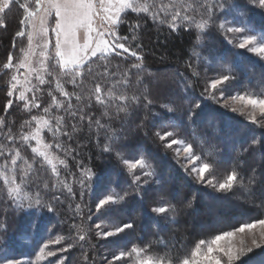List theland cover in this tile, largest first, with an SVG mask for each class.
<instances>
[{"label":"snow or ice","instance_id":"obj_1","mask_svg":"<svg viewBox=\"0 0 264 264\" xmlns=\"http://www.w3.org/2000/svg\"><path fill=\"white\" fill-rule=\"evenodd\" d=\"M247 3L264 9V0H247ZM234 7L233 0H0V28L7 29L9 14L17 12L18 29L14 35L23 40L18 53L10 52L0 64V77H7L6 96L11 98L5 104L4 112L18 103L29 113V117L18 127L14 120L9 122L4 115H0V181L6 186V197L11 203L21 210L25 207H42L54 211V205L44 196L57 187L65 188L69 194L79 195L83 200L84 194L94 183H99L100 178L92 168L81 165L79 175L71 174L73 181L79 185L80 191L76 193L69 186L67 177H62L57 164L68 168L67 157L75 151L68 142L75 132L81 130L77 125L86 122L90 126L95 123L97 132L105 129L107 142L103 144L102 152L113 154L121 162L131 177V183L129 189L106 194L95 202L89 211L100 213L98 219L101 222L95 223L94 227L99 230L97 234L105 239L133 229L132 222L113 219V209L131 195L143 199L150 186L160 181L155 179V170L148 155L131 158L123 155V142L128 139L125 134L127 119L152 106L154 101L148 94H128L132 77H135L136 84L143 87L147 69L143 64L144 57L128 46L129 36L120 34V26L128 23L130 14L149 18L161 25L167 24L173 30L183 25L186 29L197 31V45L210 32H216L233 47L264 60V32L257 34L246 22L233 23L229 20L226 9L231 11ZM240 15L246 16V13L240 12ZM140 27L139 22L129 25L133 33ZM132 38L135 39V36ZM11 47L16 48L15 41ZM193 55L197 58V65L189 63L187 67L192 77L199 78L201 62L213 61L201 57L195 49ZM115 58L124 62L129 58L134 60L122 70L120 64H116V71H112L109 65ZM117 72L120 73L119 78L111 87H105L102 83L104 78L115 77ZM236 79L230 69L221 67L208 78L200 97L245 116L252 125L264 130V94L254 95L250 90L230 92L229 86ZM117 84L124 87L116 91ZM45 85L48 87L45 88ZM67 85L72 86L71 91ZM179 87L185 93H190L193 83L184 77ZM45 92L50 99L41 109L40 101ZM200 97L192 96L186 108L176 105L174 101L162 104L165 115L159 121L154 119L152 127L157 129L158 124L159 128L152 133L153 136L162 142V147L174 152L177 162H182L189 175L194 174L197 183L225 194L234 189L250 190L256 184L255 168L252 175L246 176L239 162L233 161L224 175L218 176L222 163L221 150H216L214 158L209 159L213 153L205 149L206 139H195L194 117L199 115L198 110L202 111ZM73 99L76 103H73ZM229 100L233 103L229 104ZM237 103L239 108L234 106ZM94 105L102 106V116L107 121L120 120V127H110L99 119L94 120L95 111L89 114ZM147 118L145 115L137 119V130L144 127ZM184 129L188 132L181 135ZM261 136H264V131ZM262 143L264 141L253 137L247 146L239 145L237 156L250 152ZM58 153H63V158ZM45 165L50 169V175L45 174ZM189 165L192 167L189 168ZM186 207H191L190 201ZM76 210L80 212L79 204ZM150 211L165 220L174 219L179 213L177 205L163 195ZM85 232L81 225L74 235H56L39 247L36 260L43 262L58 257V253L81 245L86 241ZM65 240L67 243L58 249L51 247ZM150 247L151 244L125 247L112 254L109 264L116 261L125 264H237L255 249H264V218L239 222L231 230L222 231L211 240L200 239L182 257H173L168 253H165L167 259L155 256L148 253ZM65 259L59 256L49 264H64ZM4 264L22 262L6 259Z\"/></svg>","mask_w":264,"mask_h":264},{"label":"trees","instance_id":"obj_2","mask_svg":"<svg viewBox=\"0 0 264 264\" xmlns=\"http://www.w3.org/2000/svg\"><path fill=\"white\" fill-rule=\"evenodd\" d=\"M233 4L235 5L233 10L228 11L226 9L229 20H232L233 23L246 22L256 30L257 34L264 32V9L248 4L247 0H233ZM240 12H245L246 16H241ZM221 15L223 16L224 13ZM17 17V12L10 13L7 29L0 28V64L4 62L10 52L15 54L18 45L23 41L14 35L18 29ZM136 22H139L141 27L133 33L130 31L129 25ZM120 34L129 36L128 46L144 57L143 64L147 69V72L144 73L143 87L136 84L135 77H132V82L128 86V94H148L154 101L152 106L127 119L125 134L128 139L123 142L125 145L123 155L126 158L148 155L155 170V179L159 180L160 183L152 184L148 194L143 199L131 195L125 202L113 209V219H117L118 222L130 221L134 224L133 229L106 240L99 239L92 231H87L91 230L92 224L95 223V219L89 218L93 215L89 210L94 207L98 198L105 193L110 194L129 189L131 177L113 154L102 152V146L107 142L105 129H100L97 132L95 123L90 126L86 122L80 123L77 127L81 130L75 132L73 139L68 142L75 151L67 157V169L71 173H77L80 171L81 165L92 168L100 178V182L95 183V187L84 194L83 200L80 199L79 195L73 196L68 193L67 189L57 187L44 196L45 200L54 205V211L35 207L30 212L16 208L6 197V190L0 184V256L3 251L7 250L12 253L8 255L9 259L32 260L38 248L49 240L47 235L50 236V239L56 235L68 237L69 234L74 235L82 225L86 230V241L81 242L82 246L78 245L68 252L58 253L60 254L58 257L66 258L64 264H106L113 253L134 244L139 246L151 244L148 253L165 257V259H167L165 253L173 257H182L189 253L200 239L210 240L222 231L231 230L239 222L264 218V207L257 202L250 203L244 195H241L242 189H234L225 194L197 183L194 176L189 175L184 170L182 162H177L174 152L162 147V142L152 134L159 128L158 124L157 129L152 127L154 119L159 121L165 115V110L161 107L162 104L174 101L176 105L186 108L192 96L200 97L208 78L214 76L221 67H227L237 77L236 81L229 86L230 92L250 90L254 95L264 94V61L246 50L233 47L219 33L210 32L203 42L197 45V31L195 29H186L180 25L173 30L167 24L154 23L149 18L136 17V14H130L128 23L120 26ZM133 36L135 39L132 38ZM13 41L16 43L15 49L11 47ZM193 49L201 57L217 61L216 64L201 62V76L199 78L192 77L191 70L187 67L189 63L194 66L197 65L196 56H192ZM133 60L134 58H129L127 62H124L120 58H115L109 67L112 71H116L114 66L120 64L122 70L129 66ZM119 75L120 73L117 72L115 77L104 78L103 85L111 87ZM184 77L193 83V90L190 93H185L179 87ZM246 78H248V83H244ZM153 79L156 80L154 84ZM254 79L257 81L261 79V83L258 82L256 87ZM6 80L7 77H0V115H4L9 122L14 120L16 127H18L29 117V113L18 103H14L12 109L4 112L5 104L11 99L6 96L8 87ZM44 87L47 88L48 86L45 85ZM66 87L70 91L72 90L71 85ZM123 87L117 84L114 90L119 91ZM145 90L147 91L145 92ZM185 97L189 98L185 99ZM49 99L47 93H43L40 101L41 109ZM200 99L202 111L198 110L199 115L194 117V130L197 134L195 139H206L205 149L214 152L209 159L214 158L216 150H221L219 154L222 163L217 175H224L225 170L233 161H238L240 165L252 161L251 163L256 165L255 170L258 177L255 186L250 187L248 192L262 193L264 190V143L242 156L238 157L237 152H239V145L247 146L253 137L264 141V136H261V132L264 130L257 128L247 119L230 112L214 101L205 100L202 97ZM73 103H76L75 99H73ZM101 109L102 106L94 105L89 114L95 111L94 120L99 119L101 123H108L110 127L119 128L121 121H107V118L102 116ZM123 115L122 113L121 116L123 117ZM145 115L148 118L145 120L142 129L130 128L136 124L138 118H143ZM187 132L188 130L184 129L181 131V135H185ZM97 141L100 143L98 144ZM27 152L30 153V149ZM58 154L63 158V153ZM181 161H183L182 158ZM45 168L47 170L45 174L50 175V169L47 168V165ZM244 174L246 176L251 175L252 171L250 174L244 170ZM106 176H109L110 182ZM169 181L173 186L171 192L161 193L160 189L166 186ZM73 190L76 193L80 191L74 186ZM32 191H35V185L32 186ZM29 194L31 195L32 192ZM178 194L187 199L188 202L190 201L191 207H186L188 202H177L175 195ZM162 195L177 205L179 213L174 219L165 220L150 211ZM53 197L59 199L56 200ZM211 199L222 202L218 204L217 210L218 215L222 216L221 226L211 228L215 222L213 223L214 220L211 221L209 218L206 220V225L210 227L208 232L196 234L195 224L191 223L190 220L194 213L197 215L206 214L207 203ZM77 204L80 205V212L76 210ZM99 216L100 213H98L97 219ZM198 220L200 219L198 218ZM177 224H182L183 228L174 230V226ZM73 225L77 227L74 228ZM154 234L157 237L148 238ZM171 238L174 239L172 244H170ZM66 243L67 240L62 241L60 245H55V247L58 249ZM58 257L52 260H57ZM246 262L247 264H264V249L244 256L237 264H246ZM116 264H125V262L117 261Z\"/></svg>","mask_w":264,"mask_h":264},{"label":"rangeland","instance_id":"obj_3","mask_svg":"<svg viewBox=\"0 0 264 264\" xmlns=\"http://www.w3.org/2000/svg\"><path fill=\"white\" fill-rule=\"evenodd\" d=\"M22 44H23V41L18 45V47H17V50H16V52H15V54H17L18 53V50H19V48L22 46ZM250 54H252V53H250ZM253 55V54H252ZM192 56H194L193 55V53H192ZM195 57V56H194ZM261 60V59H260ZM262 61H264V60H262ZM213 63L214 64H216L217 63V61L215 60V59H213ZM208 64V63H207ZM221 64V63H220ZM203 70H206V69H203ZM254 81H255V87L256 86H258V84L259 83H261V79H259L258 81H257V79H254ZM152 82H153V84L154 83H156V80L155 79H153L152 80ZM259 82V83H258ZM244 83H248V78H246L245 80H244ZM243 83V84H244ZM228 103L229 104H232L233 102L232 101H228ZM235 107H237V108H239L240 107V105L237 103V104H235L234 105ZM231 112V111H230ZM233 113V112H232ZM236 115H239L238 113H235ZM239 116H241V115H239ZM241 117H243V118H245V116H241ZM246 119V118H245ZM131 129H133V128H136V124L134 125V126H131L130 127ZM34 143V142H33ZM210 152H212L213 154H214V152L213 151H210ZM181 158L183 159V156H181ZM252 161H250L249 163H245L244 165H242L241 164V167L243 168V170H245L246 172H249L250 174H251V171H252V169L253 168H255V164H253V163H251ZM197 163H199V161H197ZM258 163V162H257ZM57 167H58V169L60 170V172H61V175H62V177H67V182H68V184H69V186H71L72 188H73V186L74 187H76L78 190H80L79 189V185L77 184V183H75L74 181H73V178H72V175L71 174H73V173H71L68 169H65L64 168V166L63 165H60V164H57ZM190 167H192V165H189V168ZM74 174H76V175H79V171L77 172V173H74ZM252 175V174H251ZM193 176H194V174H193ZM107 178H108V180H109V182H110V178H109V176H106ZM255 177L257 178L258 176H257V173L255 172ZM0 184H2L3 185V182L2 181H0ZM95 187V183L93 184V186H92V188L91 189H93ZM3 188L6 190V186H3ZM172 188H173V186H172V184L170 183V181L167 183V185L166 186H164V187H162L161 189H160V192L161 193H163V194H167V193H170L171 192V190H172ZM107 193H105V194H103L100 198H102L104 195H106ZM109 194V193H108ZM241 195H244L245 197H246V199L250 202V203H253V202H257L258 204H260L261 206H263L264 207V203H262V201H264V190H263V192L261 193H255V192H248V191H245L244 189H242V192H241ZM99 199V198H98ZM175 200L177 201V202H184V203H187L188 202V200L187 199H185V198H183L181 195H175ZM25 203V205H27V201H25L24 202ZM219 203H222V202H219V201H214V200H210V201H208V203H207V213L206 214H196V213H194L193 214V216H192V218H191V220H190V222L191 223H194L195 224V232H196V234H200L201 232H208V230H209V226L208 225H206V220L207 219H211V221L212 220H214L213 221V223L214 224H212L211 225V228H217V227H219V226H221V224H220V220H221V218H222V216L221 215H218V213H217V210H218V204ZM33 208H35V207H33ZM33 208H27V207H25L23 210L25 211V212H30V211H32V209ZM228 209L230 208V207H227ZM227 210V209H226ZM225 210V211H226ZM227 212V211H226ZM97 215H98V213H93V215H91L90 217H91V219H95V223H100L101 222V220H98L97 219ZM240 216H242V215H240ZM198 218L200 219V220H198ZM95 223H93L92 225H93V227H91V225H90V227H91V230H90V232L92 231V233L93 234H95V236H97L99 239H102V240H106L105 238H103V237H101V236H99L97 233H98V231L99 230H97L95 227H94V224ZM183 228V225L182 224H177V225H175L174 226V230H176V229H178V230H181ZM154 237H157V235H155L154 234V236H152V237H149L148 236V238H154ZM47 238L50 240V236H48L47 235ZM111 238V237H110ZM239 236L236 238L237 239V241L239 240ZM108 239V238H107ZM211 240V239H210ZM172 243H174V239L173 238H171V240H170V244H172ZM51 247H54V248H56L55 247V245H52ZM38 250H39V248H38ZM38 250L36 251V254L38 253ZM259 250H261V249H255L254 251H259ZM253 251V252H254ZM11 252H9V251H3V253L1 254V256H0V264H4V261L6 260V259H9L8 258V255L10 254ZM12 254V253H11ZM36 254H35V257L32 259V260H23V259H20V260H14V261H20V262H22V264H38V263H41V261H37L36 260ZM250 254V253H249ZM248 254V255H249ZM58 255H60V254H58ZM55 257H51V258H48V260H45V261H43V262H45V263H47V264H49V261H51L52 259H54ZM244 257H242L241 258V260L243 259ZM240 260V261H241ZM240 261H238L237 263H239ZM117 262V261H116ZM116 262H115V264H116ZM106 264H109V260H107L106 261Z\"/></svg>","mask_w":264,"mask_h":264}]
</instances>
